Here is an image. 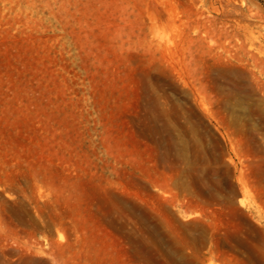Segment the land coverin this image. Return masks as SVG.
Masks as SVG:
<instances>
[{
    "label": "rangeland",
    "instance_id": "obj_1",
    "mask_svg": "<svg viewBox=\"0 0 264 264\" xmlns=\"http://www.w3.org/2000/svg\"><path fill=\"white\" fill-rule=\"evenodd\" d=\"M0 264H264V0H0Z\"/></svg>",
    "mask_w": 264,
    "mask_h": 264
},
{
    "label": "bare ground",
    "instance_id": "obj_2",
    "mask_svg": "<svg viewBox=\"0 0 264 264\" xmlns=\"http://www.w3.org/2000/svg\"><path fill=\"white\" fill-rule=\"evenodd\" d=\"M233 12V10H231Z\"/></svg>",
    "mask_w": 264,
    "mask_h": 264
}]
</instances>
